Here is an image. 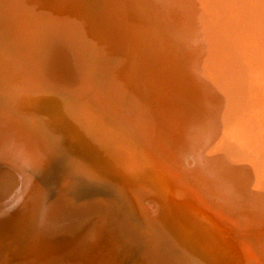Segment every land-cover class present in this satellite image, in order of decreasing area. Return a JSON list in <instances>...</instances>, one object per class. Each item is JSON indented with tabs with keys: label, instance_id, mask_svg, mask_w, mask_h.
<instances>
[{
	"label": "rangeland",
	"instance_id": "374dc122",
	"mask_svg": "<svg viewBox=\"0 0 264 264\" xmlns=\"http://www.w3.org/2000/svg\"><path fill=\"white\" fill-rule=\"evenodd\" d=\"M70 1L71 0H63V5L65 6L66 3L69 4ZM90 1L91 0H88L87 3H90ZM120 1L122 6L124 7H122V9L120 8L119 11L123 10L131 25L129 27V32L125 31V37L123 36V33L121 34V28L124 30L123 24L116 15L109 14L105 17L104 14V16L95 15L94 17H92L90 13L93 14V11L100 6L101 1L99 2V0H93L92 2L94 3L91 2L92 5L86 4V6L84 7V15L86 13L87 16L91 19L88 20V17L85 18L82 16L77 20L78 24L84 28V30L86 31V35L89 36V39L94 35V32H97L99 30L98 32L101 31L100 33L105 36V40L109 41V44H112L113 42L114 43L112 44V46L108 44V50L101 55H99L100 53L98 52L96 54L94 49L88 48L87 59H85L86 55L84 51L78 48L77 50L80 53V57L82 56V59L80 60L78 57L74 56L75 53L73 49L66 44H55L51 53L54 55H51L52 60L50 61L52 63V67H50L52 70V79L50 78V80L55 81L57 79L56 82H61L62 85L67 86L68 81L72 80L71 77L73 76V78H75L74 76L76 75L79 63L90 62L88 63V66L93 65L97 68H99L100 66L111 67L114 64L117 70L122 69L126 72V78L124 77L125 81L123 84L125 87L128 84H132V76L127 75L128 72H131L133 77L140 73L144 80L147 81V84L150 83L151 86L153 85L156 88L157 92H160L162 94V98H159L161 97V95L157 96V94L154 93L150 94L149 89H146L148 91H146L145 93V100L143 101L142 105H145V108H148L149 110H155V112L160 113L162 112V110H166L169 108V112L170 110H172L173 112H177L184 107L189 109V107L191 106L190 103L194 100L192 109L188 113V120L185 121L186 127H189L185 135L188 137V139L194 140L195 146L199 149V151L193 149L191 151L192 153L188 154L184 152L183 154L186 156L184 158L185 161H182L179 168L187 171L186 168H192L195 166L198 169L211 172L212 170L206 169V167H204V165H206L209 160H212V162L223 167L227 160L229 161L234 157L235 151L233 149L237 147V143L240 144L239 141L241 140H239L237 135H235L234 126H238V123L242 121V116H240V114H233V107L234 110L238 113V106L235 104H233V107L231 105H227L228 112L226 113L231 121L225 122L223 116H219V114L218 116L213 115L217 110L216 107L213 106L212 102H215L214 98L220 93L222 84L219 79L217 81L216 88L214 89L213 83L216 81L214 79L217 72L218 74L221 73L220 68L205 69L201 67L199 70H196V68L195 70L193 69L192 71L201 73V76L196 83L199 89L197 90L195 87L194 94H189V84L193 82L195 83V80L193 79V77H188L186 73L184 74V72H181V65L187 63L189 61V58L186 54V51L182 49V45L180 46L181 48L176 45V41H188L191 45V48H193L194 50H196V47H200L201 44L199 45V43H201V38H199V33L194 29L196 26H198V24L190 23L187 18H195L199 23H202V25L204 24L205 26L209 24L213 19L214 15L212 13L214 10H217L218 7L208 8L202 0H186V2L181 1L182 6L180 5V7L178 3L174 2V0ZM39 3L40 6H38ZM98 3L99 5H97ZM61 4L62 0H0V148L4 147L2 148V150L0 149V158L2 157L0 159V170L6 167L5 165L7 164L4 161L8 160V158L17 159L18 157V159L21 160L23 158L22 161L19 160L16 162L20 163L21 161V163L23 164L26 163L24 164L26 167L23 164L19 165L21 166V172L23 173L24 171L26 173L28 180L31 181L32 185V189L30 188L29 190L32 193L29 192L30 194H25V196L20 200L19 194H21L23 190L20 191L22 189L20 188L21 186L17 187L18 185H16L15 183L17 182V178L15 177V175H12L13 172L11 173V171L10 175L8 174V172L3 174L4 176L6 175L5 177L8 179V183L2 186L0 184V192L2 191V189V192H5H1L2 194H4V196L0 195V213L2 214H0V264H179L180 261L182 264H185L186 261V264H189L190 262V264H200V256L201 259H203L204 256L205 259H210L212 261V264L222 263V256H220L219 253H216V255L209 246H205L204 241L207 237L203 236L205 238L204 239L202 236H199V233H197V229L191 218H189V216L185 214V212H181L183 211L182 209L184 205L182 204L180 206L179 204L182 202L185 196L183 186L175 181L171 174L164 168H161L156 160L152 158V155L149 154V152L152 150L148 152V149L146 150V148L141 143H139L138 140L135 141L132 138H126L129 135L132 136L135 134L132 133L134 129L133 127H135V122L129 121V123L127 120L123 121L121 118L118 119L119 115L114 114L116 116H111H113V119L117 117L116 119L118 120V122H116L117 120L115 121V119L113 120L111 118H104L103 120L98 119L100 120V122H102L100 123L96 121V119H92L88 116V114H86L87 111H85L83 104H86L87 102H89L99 111L102 110L101 106L95 104L92 100L94 99L93 95L98 90L99 83L98 85H90L88 83L90 87H88L89 85L87 84L86 89L82 88L81 90H84V92L82 91L81 93L80 90L81 94H79L81 95V97H78L76 95H73L74 92L66 87L57 88L54 85L46 86L49 82L46 83L44 81H38L36 79H33L31 76L30 78L28 77L29 74L27 75V72L25 71H29L34 75L42 76V69L39 68L41 66V60L39 58L37 59L34 46L30 48L25 45L26 47L23 49L18 43L21 40H24L25 44H33L36 40L34 30H37V26H40L39 24L41 23L36 19V17L39 16L42 20H46L47 22L51 21L54 18H58V16H60L59 14ZM172 5L178 7L177 9H175L174 13L172 10ZM193 8L195 9L192 10ZM171 13L175 14V18L172 15L171 17L169 16V14ZM45 14L47 15L45 16ZM105 18L107 20H105ZM91 21H96V24ZM77 22L75 21L76 25ZM106 23L108 24V26ZM102 24L105 26H102ZM118 24H121V28L118 26ZM95 28L97 29V31H95ZM91 29H93V31ZM101 29L103 30V32ZM37 33H39V35L43 34L39 30H37ZM118 42H120L122 45ZM116 44H119L120 47ZM175 46H177L181 51V55L185 54L187 57L184 55L183 60H181V55H179L178 52H176L174 49ZM120 48L122 51L120 50ZM183 48L186 47L184 46ZM93 53L96 55H93ZM28 54L30 55V57L27 56V58L26 55ZM23 55L25 56L24 58H22ZM89 56L91 59L89 58ZM212 56L213 54L210 53L211 58ZM76 59L78 62L76 61ZM247 62H249L248 70L251 74V79L248 80L252 86L250 87L257 92L260 90L262 93H264V59H262L261 63H258L257 61L252 62L251 60H248ZM10 64L13 66H10ZM238 66H240V63H237L234 68L236 69V67ZM23 70L25 71L23 72ZM9 73L11 74V77ZM103 75H105V73ZM81 77L82 76L80 75L79 79H81ZM195 77H198L196 73ZM29 79L32 80V82H30ZM236 80L240 81L238 78H236ZM210 81L211 83H209ZM207 83H209L208 86H206ZM77 85H79V82H77ZM90 88L94 89L92 90ZM88 89L89 91H85ZM93 91L95 92L92 93ZM85 92H89V94ZM251 93L254 94L252 91ZM179 96L183 100L180 106H178L177 103V98H179ZM138 113L141 114L140 110L138 111ZM129 116L135 119L134 113L129 114ZM59 117H62L63 120ZM113 122L117 124L114 126ZM75 125L77 127L81 125V128H77ZM91 126L93 127L92 129L98 131L102 136V139L100 138L98 141L101 147L108 150V146L112 147V149L114 148L122 152H127V150H129L131 152V155L133 156V158H131L133 160V163L136 165V170L141 173V177H144V180L146 178L147 182L150 184V186H152L154 190L157 186H159V184H162L159 187L160 189L158 187L157 188L162 192H164L163 188H165V194H168L166 197L164 196V203H166L165 201H167V203L164 204L166 208H163L162 204L158 202V197L152 198L146 195V197L151 198L148 199L149 201H151V203L155 199V202L160 207L157 205L158 208L156 211L158 212L155 211L154 216L152 214L151 216H149V218H144L142 214L137 213V210H133L126 199L121 200V198H123L122 195V197L119 196L121 194V190L118 189L119 186L113 178V176H116L115 173L111 175H108L109 173L92 174L93 171L89 167H96V165H98L97 163H100V161L94 152L98 145L92 143L93 151H91L90 148H88L89 146L87 144V139H89V137L85 138V136L88 135L87 130L89 131V128ZM124 126H131L130 133L132 135L129 134L128 131L124 130ZM120 128L127 135L125 134L124 137L121 136L119 134ZM29 135L33 140V143H42V145L39 144L36 146L38 147V149L35 148V144L31 143L32 140L30 139ZM258 135L264 136V129H260ZM42 138L44 139V141ZM122 140L129 143V145H122ZM14 141L16 143H12ZM21 141L24 143L27 141V147H29L30 145H28V143H31L32 145H30V147L32 148H27L24 143H22L21 145ZM4 142L9 146L7 144L5 145ZM2 144L4 145L1 146ZM12 144L17 145L13 146ZM42 146H44L45 148ZM53 149L62 151L61 155L59 156V160L61 161L60 163L59 160L54 158L55 152ZM30 150L32 151L30 152ZM40 152L41 154L43 152L45 154L43 153L41 155ZM5 153L6 155H4ZM144 154L146 156V159L144 157ZM192 154L194 157L192 156ZM8 155H12V157H8ZM31 155L34 157H32ZM44 155H46L47 157ZM109 155L110 154L108 153L101 154L98 157L107 160L106 157H109ZM3 157L5 158V160ZM136 157L139 158L137 159ZM42 159L44 160V162ZM53 161L55 162L53 163ZM148 162H150L149 165ZM32 163H34L35 165ZM27 167L30 169H28ZM155 171H157L158 174L155 173ZM189 173L193 175L192 172ZM161 175L163 178L161 177ZM13 176L15 178H13ZM31 176L32 180H30ZM165 177L166 179H164ZM263 177L264 174L258 176V181H261ZM12 178L14 180H12ZM151 179L153 182L151 181ZM163 180L165 182H163ZM165 183L166 185L164 186ZM11 184L13 185L11 186ZM199 185L207 188L211 187V184L208 181L202 179H199V182L196 186ZM1 187H5V189ZM114 187L117 189L115 190ZM9 188H12V190H10ZM8 189L10 192L7 191ZM15 189L16 191H14ZM255 189L256 188H250L248 192L253 193L255 192ZM241 190H237V192L240 191V193L238 192V196L242 199L245 198V200L248 202V204L245 203L244 208L241 209L243 211L248 210V208L251 210V208L248 206L250 203V194L248 195V197H244V189L242 188ZM245 190L247 191V189ZM169 191H172L173 196ZM154 192H156V190ZM168 192L170 193V195ZM10 193L12 195H10ZM7 194L8 196H6ZM14 195L16 198L18 197L16 199L17 201L14 200ZM115 195H117V197H119L120 199L118 200ZM154 195H157V192ZM258 195L259 193L257 195L255 193L251 196L253 197ZM29 196H31V198H29ZM252 197H250V199ZM191 198L192 196L187 200L192 202ZM211 198L213 199L212 201L215 202H212L214 203L212 204L210 201L209 204L214 211H217L225 218H228L230 224L234 226V228L246 229L247 232H249L246 233V235L247 237H252L251 241L255 249V255L256 257H258V260L262 259L264 264L263 226L261 227V225L258 224L260 226V228H258L257 226H244V224L242 223V225L238 224L236 220L232 219L229 216V211L226 208L222 207L220 210L218 205L221 201V198L218 196V194L212 195ZM262 198L264 200V197ZM5 199H9L7 200L8 202H14L15 204L13 203L12 205L10 203H7ZM19 200H24L21 203L22 205L20 204V202H18ZM148 200L144 198L145 204L148 203ZM119 201H121L123 205ZM170 201L173 203H171ZM124 202L127 204V206H129L127 207ZM119 203L121 205H119ZM118 205L120 206V208ZM89 207L91 208V210ZM7 208L8 210L6 211ZM163 209L164 212L166 211L165 213L161 212ZM260 210L264 211V208ZM259 211H256V214L261 217L264 212ZM130 213L132 214L130 215ZM123 214L130 217H123ZM167 214H169L171 221L169 220V217H167ZM73 215L75 216L74 219L76 218L78 221H76V219H72ZM30 217L31 219L29 220ZM81 217L82 219H80ZM78 218L82 221H80ZM157 218H159L158 221L155 220ZM62 220H66L65 223L68 222L67 225L64 224ZM131 220H133V222ZM154 220L158 223L154 222ZM163 220L164 222H162ZM111 221H113L114 223H112ZM56 224L58 225L57 227L55 226ZM122 224H124V228H122ZM155 224L158 227L160 226V228H155ZM166 224L168 227H174L176 229L168 228ZM127 226L128 228H126ZM163 227H165L164 229L166 230V232ZM62 228L66 229L62 230ZM234 228H230V231L228 229L227 233L237 234L238 231L236 232ZM40 229L43 230L41 231ZM160 229H162L163 232H161ZM127 230H129V236L126 232ZM252 230H254V232ZM121 232L124 234L126 232L127 235L125 236ZM62 233L65 235H63ZM164 233L166 239L163 236ZM242 233L240 234L242 235ZM202 238L204 239L203 243L201 241ZM208 239L211 241V239L208 237L205 242H207ZM212 239L216 241L215 238ZM237 239L239 240L240 238ZM258 239H260V241H258ZM115 240L118 242H115ZM146 240L147 243L150 241L151 244H149L150 242L147 244ZM168 240H170L171 242L169 243ZM162 241H164V243ZM166 241L168 242L165 243ZM176 250L179 251L182 256ZM234 250L235 249L232 248L233 252ZM200 253H203L204 256L200 255ZM232 254L236 253L234 252ZM149 255L151 256V258ZM187 256H189V258H187ZM235 256L236 255H234V257ZM147 259L149 261H146ZM188 259L190 261H188ZM155 261L158 263H155ZM201 264H203L202 261ZM204 264L206 263L204 262Z\"/></svg>",
	"mask_w": 264,
	"mask_h": 264
},
{
	"label": "bare ground",
	"instance_id": "6f19581e",
	"mask_svg": "<svg viewBox=\"0 0 264 264\" xmlns=\"http://www.w3.org/2000/svg\"><path fill=\"white\" fill-rule=\"evenodd\" d=\"M92 1L93 0H91L90 3H87L88 0L87 1L86 0L85 1L84 0H71L69 4L66 3L64 6L63 0H62V4L60 6V14H59L60 16H58V18H54L51 21L47 22L46 20H42L39 16L36 17V19L39 22H41L39 24L40 26H37L36 29L41 31L43 34L39 35V33H37V30H34L36 40L33 44H30L28 42H27L28 44H25L24 40H21L19 43L18 42L17 43L19 45H21V47L23 49L26 46H28L30 48L32 46H34V50L36 51V57H37V59L39 58L41 60L40 61L41 66L39 68L42 69V74H41L42 76L34 75L33 73H31L29 71H25V70H23V72L24 71L27 72V75L29 74V76H28L29 78L31 76L33 79H36L38 81H44L46 83L49 82L50 84L48 83V85H46V86L54 85L57 88L66 87V88H68L74 92L73 95H76L78 97H81L80 94L82 93V91L84 92V90H81V89L82 88L86 89L87 88L86 85L88 83L90 85H94V84L98 85V83H99V87L97 86L98 90L96 92L95 91L92 92V93L95 92V94L93 95L94 99H92V100L95 104L100 105L102 110L99 111L93 105H91L89 102H87L86 104H83L85 111H87L86 114H88V116L90 118L96 119V121H98V122H100V120H98V119H102V120L104 118L113 119L112 118L113 116H111V115H114V114L119 115L118 119L121 118L123 121L127 120L128 122L129 121L135 122L134 126L136 128L132 126L134 128L132 133H135L134 134L135 136L130 133L131 126H124V130L128 131L129 134L132 135V136L129 135L126 138H132L135 141L138 140V142L141 143L146 148V150L148 149L147 150L148 152L150 150H152L149 152V154L152 155V158L156 160V162L159 164V166L161 168H164L166 171H168L171 174V176L174 178L175 181H177L180 185L183 186L185 196H184L182 202L181 203L179 202L180 206L182 204L184 205V207L182 209L183 211H181V212H185V214H187L189 216V218H191V220L193 221V223L197 229V233H199V236H202V237L206 236L207 238L209 237L211 239V241L208 239V241L205 242L207 238L205 239L203 237L205 239V241L203 238L201 239V241H202V243L204 241L205 246H209L215 254L219 253V255L222 256V258H223L222 263H216V264H263V260L262 259L258 260V257H256V255H255V252H254L255 249H254V246L252 245V241H251L252 237H247V235H246V233H249V232H247L246 229L234 228V226H232L230 224L228 218H225L220 213L213 210V208L211 207L209 202L210 201H211V203L215 202V201H212L213 199L211 198V196L214 194L215 195L218 194V196L221 198V201L219 202V205H218L220 210L222 207L226 208L229 211V216L232 219L236 220L238 224L242 223V224H244V226L245 225L257 226L258 228H260L259 225H261V227L263 226V228H264V214L261 213L263 215V216L261 215V217L256 214V211H259L260 209L264 208V200L262 198V197H264V177L261 179V181H258V179H257L258 176H261L264 174V136L258 135L259 130L264 129V93H262L260 90L257 92L253 88H251L252 87L251 83L248 81L251 79L250 78L251 74L248 70L249 62H247L248 60H251L252 62L257 61L258 63H261L262 59H264V0H202L207 5L208 8L218 7V9L213 11L212 14L214 15V17L210 21L209 24L205 25L206 27L204 26V24L202 25V23H199L197 21V19H195V18H191V17L187 18L190 21V23H197L198 24V26H196L194 29L199 33V38H201V43H199V45L201 44V46L196 47V50H194L193 48H191V45L188 41H176V45L179 48H181L180 46L182 45V49H184L186 51V54L188 55V58H189V61L187 63H184L183 65H181V72H184V74L186 73L188 77L189 76L193 77V79L195 80V83L193 82V83L189 84V89H190L189 94L190 95L194 94L195 87L197 90L199 89V87L196 85V83L199 80L201 73H198L196 71H192L193 69L195 70V68H196V70H199L201 67H203L205 69L220 68L221 73L218 74V72H217L216 77L214 79L216 81L213 83L214 89L216 88V84H217V81L219 79L222 83L220 93L215 98L213 97L215 102H212V104L214 107H216V110H217L214 112L213 115L218 116V114H219V116L221 115L224 117L225 122L231 121L229 119L227 113H226V112H228L227 105H231L233 107V104H235L238 106V113H237V111L234 110V107H233V114H240V116H242V121H240V122L238 121L239 123H238L237 127L234 126L235 135H237L238 139L241 140V141H239L240 144L237 143V147L233 149L235 151L234 157L232 159L229 158L230 160L229 161L227 160V162L223 165V167L212 162V160H209L207 162V164L204 165V167H206V169L212 170L211 172H209L207 170L198 169L195 166L192 168H186L187 171L179 168L182 161H185L184 158L186 156L183 154L184 152L189 154V153H192L191 151L193 149L199 151V149L195 146L194 140L188 139V137L185 135V133L187 132V130L189 128V127H186L185 121L188 120V117H189L188 113L192 109V104H193L194 100L193 101L191 100L192 102L190 103L191 106L189 107V109L182 106L184 108L178 110L177 112L176 111L173 112L172 110H170V112H169V108L166 110H162V112H160V113L155 112V110H153V111L149 110L148 108H145V105L144 106L142 105L143 101L145 100L144 99L145 93H146V91H148L146 89H149L150 94L154 93V94H157V96L161 95V97H159V98H162V94L160 92H157L156 88L153 85L151 86L150 83L147 84V81L144 80V78L140 75V73L138 75H136L135 77H133L131 72H128L127 75L132 76V80H131L132 84H128L125 87L123 85L124 81H125L124 77L126 78L125 70H122V69L117 70L115 68L114 64L112 65V63H111V65H112L111 67L100 66L99 68L94 67L93 65L88 66V63H90V62L79 63V66L77 67L76 75L74 76L75 78H73V76H72L71 77L72 80L68 81L67 86L62 85L61 82L60 83L56 82L57 79L55 81L50 80V78L52 79V77H51V71L52 70L50 68V67H52V63L50 61L52 60L51 55H54L51 53H52L53 46H55V44H59V43L66 44L67 46H69L70 48L73 49V51L75 53L74 56L78 57L80 60V59H82V56L80 57V53L77 50L78 48H80L82 51H84V53L86 55L85 59H87L88 48L94 49L96 54L98 52V53H100L99 55H101V54H104V52L108 50L109 45L112 46V44L114 43L113 42L112 44L111 43L109 44V41L105 40V36L102 33H100L101 31L98 32L99 30L97 31L96 28H95L96 29L95 31H97V32H94V35L92 37H90V39H91V41H90L89 36L86 35V31L84 30V28L78 24L77 20L79 18H81L82 16L85 18L88 17L86 13L84 15V12H85L84 7L86 6V4L92 5V3H94ZM105 1H106L107 5L105 4ZM181 1L186 2V0H174V2L178 3L179 7H180V5L182 6ZM99 2H100V6L97 7V9H95L93 11V14L90 13L92 15V17H94L95 15L104 16V14H105V17H106V15H109V14L110 15L111 14L116 15L117 18L123 24L124 30L120 27L121 24H118V26L121 28V34L123 33V36L125 37V31L129 32V30H130L129 27L131 25L127 19L126 14L123 12V10L119 11L120 8L122 9V7H124V6H122L121 1L120 0H99ZM125 2H127V1H125ZM97 5H99V3ZM38 6H40V3ZM172 8H173L172 10L174 13L175 9H177L178 7L175 5H172ZM194 9L195 8H193L192 10H194ZM44 13H46V12H44ZM173 13L169 14V16L171 17V15H172L175 18V14H173ZM46 15L47 14H45V16ZM90 19L91 18L88 17V20H90ZM95 19H97V18H95ZM105 20H107V19L105 18ZM75 21L77 22V25L75 24ZM86 22H88V21H86ZM91 22H94V24H96L95 23L96 21H91ZM89 23H90V21H89ZM181 25H184V24H181ZM102 26H105V25L102 24ZM107 26H108V24H107ZM105 29H106V27H105ZM91 30L93 31V29H91ZM103 30H102V32H103ZM107 40H108V38H107ZM113 41H114V39H113ZM118 43L121 44L120 42H118ZM119 44H116V45H119ZM177 46H175L174 49L176 52H178L179 55H181V51L178 49ZM184 46L186 48H183ZM119 47H120V45H119ZM120 50H121V48H120ZM195 53H196V55H195ZM210 53L213 54L212 58L210 57ZM70 54H72V53H70ZM96 54L93 53V55H96ZM183 54H184V52H183ZM89 55H90V53H89ZM184 55L180 56L181 60H183ZM27 56L30 57L29 54L26 55V57ZM24 57L25 56L23 55L22 58H24ZM89 58H90V56H89ZM77 59H76V61H77ZM237 63H240V66L236 67V69H235L234 67L237 65ZM10 66H13V65L10 64ZM3 67H6V66H3ZM83 71H84V73H83ZM104 73H105V75H103ZM195 73L198 76L197 78L195 77ZM80 75L82 76L81 79H79ZM131 76H130V78H131ZM10 77H11V74H10ZM28 77H26V78H28ZM1 78H2V76H1ZM236 78H238L240 81H237ZM29 81L32 82V80H30V79H29ZM5 82H6V80H5ZM77 82H79V85H77ZM2 83H4V82H2ZM209 83H211V81ZM209 83H207L206 86H208ZM144 84H146V85H144ZM90 85L88 87H90ZM244 87H246V88H244ZM90 89H92V88H90ZM80 90H81V93H80ZM85 91H89V89L85 90ZM251 91L254 94H252ZM85 93L89 94V92H85ZM147 94H149V93H147ZM147 94H146V96H147ZM83 95H84V93H83ZM177 99H178L177 100L178 106H180V104L183 102V100L180 98V96ZM184 102H185V99H184ZM135 104H136V107H135ZM173 104H174V102H173ZM196 105H197V103H196ZM139 110H140L141 114L138 113ZM220 111H221V113H220ZM133 113L135 115V119H133L132 117L129 116V114H133ZM172 113H174V114H172ZM114 116H116V115H114ZM6 117H7V115H6ZM6 117H5V119H6ZM59 118H61L63 120L62 117H59ZM116 118H114L115 121L117 120ZM62 120H61V122H62ZM116 122H118V120ZM100 123H102V122H100ZM116 124L114 123V126ZM67 126H69V125H67ZM77 128H81V125H79ZM92 128L93 127L91 126L89 128V131L87 130L88 135L85 136V138L89 137V139H87L88 140L87 144L89 146L88 148H90L91 151H93L92 150V147H93L92 143L95 145L96 144L98 145V147H96V150L94 152L100 161V163H97L98 165H96V167H93V166L89 167L93 171L92 174H100V173L101 174L102 173L108 174L109 173L108 175H111V174L115 173L116 176L115 177L113 176V178L115 179V182L119 186L118 189L121 190V192H120L121 194L119 195V196H121V195L123 196V198H121V200L126 199L129 203V205L133 208V210L134 209L137 210V213L142 214V216L144 218H149V216H151L152 214L154 216V212L157 210V208L159 206L155 202V199L151 203V201L148 200L151 198H148V197H152V198L158 197L159 198V199L157 198L158 202H160L162 204L163 208L164 207L166 208V206L164 204H166L167 201H165L166 203H164V199L168 194L167 195L165 194V192H166L165 188H163L164 192L158 190V188L162 184L158 183L159 184V186H157L158 188L154 187L156 192H157V195H154V194H156V192H154L155 190L152 188V186H150V184L147 182L146 178L144 180L143 179L144 177L143 178L141 177V173H139L136 170V165L133 163V160H132L133 156L131 155V152L129 150H127V152H122V151L114 149V148L112 149V147H108V146H107L108 150L104 149L98 143L99 139L100 138L102 139V136L99 134L98 131H96L95 129H92ZM119 134L124 137V135L126 133H124L120 128ZM35 135H34V137H35ZM37 136H39V135H37ZM27 137H28V135H27ZM29 137H30V135H29ZM30 139H31V137H30ZM79 139H81V138H79ZM28 140H29V138H28ZM39 140H40V138H39ZM22 141L20 143L21 145H22V143H24ZM43 141H44V139H43ZM16 142H17V140H16ZM16 142L14 141L12 143H16ZM26 142L24 144L27 147ZM40 142H41V140H40ZM31 143L35 144V143H33V140ZM31 143H28V145L29 144L32 145ZM36 143H37V141H36ZM4 144H5V142H4ZM4 144H2L1 146H3ZM39 144L42 145V143H39ZM39 144H35V148L38 149V147H36V146ZM121 144L122 145H124V144L129 145V143H127L124 140H122ZM12 145L14 146L17 144H12ZM30 145L27 148H29V149L32 148V147H30ZM240 145H242V146H240ZM239 146H240V148H239ZM16 147H18V146H16ZM26 147H24V148H26ZM42 147H44V146H42ZM2 148H4V147H2ZM2 148H0V149L2 150ZM5 148H7V147H5ZM21 148H23V147H21ZM16 150H18V149H16ZM53 150L55 152V155H54L55 157L54 156L53 157L56 158L57 160H59V156L61 155L62 151L57 150V149H53ZM86 150H88V149H86ZM31 151L32 150H30V152ZM36 151H38V150H36ZM28 152H29V150H28ZM45 153H46V151H45ZM100 153L101 154H107L108 153L110 155H109V157H106L107 158V160H106V159H101L100 157H98L99 155H101ZM26 154H28V153H26ZM40 154H41V152H40ZM4 155H6V153ZM46 155H44V156H46ZM49 155H53V154H49ZM129 155H131V156H129ZM192 156H193V154H192ZM8 157H12V155L11 156L8 155ZM32 157H34V156H32ZM36 157H38V156H36ZM144 157L146 159L145 154H144ZM48 158H49V156H48ZM110 158H111V160H110ZM27 159H28V156H27ZM4 160H5V158H4ZM19 160H21V159H18V157H17V159L16 158L15 159L14 158H12V159L8 158V160L4 161L8 166L5 165L7 168L5 167L4 169L0 170V184L2 186V185H5L8 183V179L5 177L6 175L4 176L3 174L8 172V174L10 175V171H11V173L13 172L14 174L12 173V175H15V177L17 178V180H16L17 182H15V181H12V182H15L16 185H18L17 187L21 186L20 188H22V189L21 190L19 189L20 191L23 190L21 194L18 193L20 196L19 198L21 200L25 196V194H27L29 192L32 193L31 191H29L30 188L32 189V185H31V181L28 180L26 173L23 171V173L25 174L24 175L21 172V168H20L21 166L19 164H23V163H21L23 158L20 161V163L16 162ZM45 160H47V159H45ZM43 162H44V160H43ZM54 162L55 161H53V163ZM60 162L61 161L59 160V163ZM38 163H40V162H38ZM59 163H57V164H59ZM149 163L150 162H148V165H149ZM24 164H26V163H24ZM32 164H34V163H32ZM36 165H37V163H36ZM53 165H55V164H53ZM39 166H41V165H39ZM83 168H85V167H83ZM153 168H154V166H153ZM28 169H30V168H28ZM144 169H145V167H144ZM188 171L192 172L194 176L192 174H190ZM49 172H50V170H49ZM155 173H157V171H155ZM57 174H58V172H57ZM145 174H146V172H145ZM145 174H144V176H145ZM162 175H161V177H162ZM49 176H51V175H49ZM15 177L13 176V178H15ZM166 177L164 179H166ZM13 178H12V180H14ZM199 179L208 181L211 184V187L210 188L202 187V185L196 186L199 182ZM30 180H32V176H31ZM4 181H6V182H4ZM151 181H152V179H151ZM12 182H10V183H12ZM163 182H165V181L163 180ZM15 183H14V185H15ZM166 183L164 184V186L166 185ZM12 185L13 184H11V186ZM14 187H16V186H14ZM33 187H36V186H33ZM168 187H169V184H168ZM1 188L5 189V187H1ZM242 188L244 189L243 191L245 193L244 197L245 196L248 197V195L250 194L249 195L250 203L248 206L251 208V210L249 208H248V210H244V211L242 210L245 206V203L248 204V202L245 200V198L242 199L241 197L238 196V192L240 193V191L237 192V190H241ZM250 188H256L254 190L255 192H253V193L248 192L250 190ZM9 189L12 190V188H9ZM9 189L7 191H9ZM116 189L117 188H115V190ZM168 189H166V190H168ZM245 189H247V191ZM170 190H172V189H170ZM2 191H3V189H2ZM14 191H16V189ZM14 191H12V192H14ZM169 192H171V195L173 196L172 191H169ZM2 193H5V192H2ZM2 193L0 195L4 196V194H2ZM11 193H10V195L13 194V193L12 194ZM255 193H256V195L259 193V195L252 197L251 195H254ZM163 194H165V195H163ZM146 195H148V197H146ZM169 195H170V193H169ZM261 195H263V196H261ZM6 196H8V194ZM115 196L117 197V195H115ZM191 196H192V198H191L192 202L187 200V199H190ZM250 197H252V198L250 199ZM14 198H15L14 200H16L18 197L16 198L14 195ZM29 198H31V196H29ZM112 198H114V197H112ZM117 198H118V200L120 199L119 197H117ZM144 198H146L148 200L147 201L148 203L145 204ZM7 200H9V199H7ZM20 200L18 202H20V204H21L24 200L23 201H20ZM119 202L121 203V201H119ZM7 203H10V201L9 202L7 201ZM13 203H10V204L13 205ZM120 203H119V205L122 204V203L121 204ZM171 203H173V202H171ZM124 204H126V203L124 202ZM212 204H214V203H212ZM113 205H114V202H113ZM215 205H217V204H215ZM126 206H127V204H126ZM119 208H120V206H119ZM86 209H88V208H86ZM7 210H8V208L6 209V211ZM90 210H91V208H90ZM92 210H93V208H92ZM114 210H115V207H114ZM260 211H262V210H260ZM156 212H158V211H156ZM161 212H164V209ZM262 212H264V211H262ZM81 213H82V211H81ZM117 213H118V211H117ZM131 214L132 213H130V215ZM160 215H162V214H160ZM74 217L75 216L73 215V218L72 217L71 218L74 219ZM123 217H128V216L124 215ZM167 217H169V214H167ZM128 218H126V219H128ZM30 219H31V217L29 218V220ZM61 219H59V220H61ZM80 219H82V217ZM158 219L159 218H157L155 220L158 221ZM165 219H167V218H165ZM59 220H57V221H59ZM155 220H154V222L158 223ZM169 220L171 221L170 217H169ZM76 221H78V220L76 219ZM80 221H82V220H80ZM131 221L133 222V220H131ZM48 222H49V220H48ZM63 222L66 225L68 223V222L65 223L66 220ZM111 222L114 223L113 221H111ZM120 222H121V220H120ZM162 222H164V220ZM72 223H74V222H72ZM53 225H54V223H53ZM123 225L124 224H122V226ZM55 226L57 227L58 225L56 224ZM108 226H110V225H108ZM116 226H115V228H116ZM162 226H164V225H162ZM166 226H167V224H166ZM41 227H43V226H41ZM74 227H76V226H74ZM124 227L125 226H123L122 228H124ZM156 227H158V226L156 225L155 228ZM175 227H177V226H175ZM60 228H61V226H60ZM122 228H118V229H122ZM126 228H128V226ZM158 228H160V226ZM164 228L165 227H163V229ZM168 228H174V227H168ZM230 228H234V230L236 232L238 231L237 234L236 233H231V234L227 233L228 229L230 231ZM63 229H66V228H62V230ZM174 229H176V228H174ZM46 230H47V228H46ZM70 230H71V228H70ZM160 230H161V232H163L162 229H160ZM128 231L129 230H127L126 232L128 233ZM252 231L254 232V230H252ZM123 232H124V230H123ZM126 232H125V234L122 232L121 233L126 236L127 235ZM165 232H166V230H165ZM240 233H242V235ZM114 234H115V232H114ZM63 235H65V234H63ZM128 236H129V233H128ZM147 236H149V235H147ZM163 236L165 238V233ZM47 238H49V237H47ZM50 238H51V236H50ZM124 238H126V237H124ZM212 238H215L216 241H214V239H212ZM237 238H240V239L238 240ZM143 239H144V237H143ZM167 239H168V237H167ZM170 239H171V237H170ZM179 239H180V237H179ZM45 240H46V238H45ZM121 240H123V239H121ZM161 240H163V239H161ZM182 240H183V238H182ZM127 241H128V239H127ZM168 241L170 243L172 241V239H171V241L170 240H168ZM168 241H166L165 243H167ZM258 241H260V239H258ZM115 242H118V241L115 240ZM131 242H132V240H131ZM162 242L164 243V241H162ZM135 243H136V241H135ZM146 243H147V240H146ZM132 244H133V242H132ZM149 244H151V242ZM152 244H154V243H152ZM158 244H160V243H158ZM128 246H129V244H128ZM132 246H134V245H132ZM163 246H164V244H163ZM173 247H174V245H173ZM175 247H177V246H175ZM231 247L235 249L234 252L236 254H232L234 252L232 251ZM174 249H176V248H174ZM177 252L179 253V251H177ZM183 253H185V252H183ZM133 254H135V253H133ZM180 255L182 256V254H180ZM200 255L204 256L203 253L202 254L200 253ZM234 255H236V256L234 257ZM150 258H151V256H150ZM150 258H148V259H150ZM187 258H189V256H187ZM148 259L146 261H149ZM204 259H205V256L203 257V259H201V256H200L199 260H201L203 262V264H204V262L206 264H208V263L212 264V261L210 259L209 260H207V259L204 260ZM188 261H190V260L188 259ZM201 261H200V264H201ZM155 263H158V262L155 261ZM159 263H161V262H159ZM180 263H181V261H180ZM186 263H187V261H186Z\"/></svg>",
	"mask_w": 264,
	"mask_h": 264
}]
</instances>
